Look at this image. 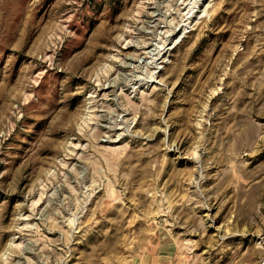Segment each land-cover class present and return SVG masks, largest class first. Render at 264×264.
Segmentation results:
<instances>
[{"label": "rangeland", "instance_id": "obj_1", "mask_svg": "<svg viewBox=\"0 0 264 264\" xmlns=\"http://www.w3.org/2000/svg\"><path fill=\"white\" fill-rule=\"evenodd\" d=\"M192 1L0 0V264H264V0Z\"/></svg>", "mask_w": 264, "mask_h": 264}, {"label": "bare ground", "instance_id": "obj_2", "mask_svg": "<svg viewBox=\"0 0 264 264\" xmlns=\"http://www.w3.org/2000/svg\"><path fill=\"white\" fill-rule=\"evenodd\" d=\"M200 2H201V0H193L190 3V6H189L188 11H187V14L191 15L192 13H194V10L197 9V7H199Z\"/></svg>", "mask_w": 264, "mask_h": 264}]
</instances>
